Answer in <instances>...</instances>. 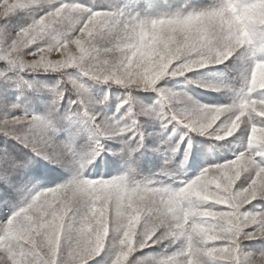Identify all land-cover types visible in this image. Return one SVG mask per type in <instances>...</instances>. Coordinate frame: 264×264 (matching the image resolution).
<instances>
[{
    "label": "snow or ice",
    "instance_id": "6c2138e0",
    "mask_svg": "<svg viewBox=\"0 0 264 264\" xmlns=\"http://www.w3.org/2000/svg\"><path fill=\"white\" fill-rule=\"evenodd\" d=\"M25 10L36 14L13 34L7 22ZM216 65L235 75L188 77ZM71 70L125 90L122 115L98 119L96 106L109 95L97 100ZM40 72L60 78L48 85L24 75ZM180 77L227 100L201 103L162 86ZM43 90L54 98L45 114L23 106L26 91ZM70 92L75 111L61 114ZM144 92L155 100L139 99ZM145 117L164 130L176 122L218 141L243 131L246 147L187 177L189 159L195 168L204 150L193 151L189 141L174 169L185 137L176 145L164 141L152 150L165 167L150 175L142 164L150 135ZM0 134L32 154L0 149V264H108L97 260L106 250L110 264H264V208H247L264 200V0H0ZM85 136L91 143L81 152ZM105 138L118 147L106 148ZM104 151L112 155L101 158ZM97 159L96 178L85 175Z\"/></svg>",
    "mask_w": 264,
    "mask_h": 264
},
{
    "label": "trees",
    "instance_id": "16d2710c",
    "mask_svg": "<svg viewBox=\"0 0 264 264\" xmlns=\"http://www.w3.org/2000/svg\"><path fill=\"white\" fill-rule=\"evenodd\" d=\"M89 4H96V5H102L104 0H86ZM139 2L143 4L147 3H158V4H163L165 3V0H139ZM168 3H172L173 0H167ZM163 9H157V11H161ZM36 13L32 10L31 13L23 15L26 17L27 16H32ZM42 14V13H40ZM23 16L21 17H16L13 18L11 23L12 24H17V21L21 22L22 19L24 18ZM231 63V62H229ZM218 69L219 71L222 72L223 76H215L211 75L210 81H218V80H223V79H232V77L235 75L233 72H231L226 65H218V68H215V70ZM75 73H79L77 70H74ZM26 77L30 78H35V79H43L45 82H51L52 84L56 83V81L60 78L59 74L57 73H35V74H24ZM87 78V77H86ZM90 79V78H88ZM176 79H169L166 82H163V86H165V83L169 84H175L177 82H180V86L182 87L181 90L184 92H187L191 96H193L196 100L200 101L201 103H207V104H218L225 102L227 100V97L224 93H219L211 90H201L200 87H196L194 84L190 82V80L187 77H180ZM193 79V78H192ZM91 81V80H89ZM101 85V93L108 94L109 99L107 102L102 106V111L105 112V114L109 117L118 119L122 113L123 109L118 111V106L121 105L124 95H125V90L118 88L116 86H113V88L109 89L106 84L100 83ZM167 87V86H166ZM186 91H185V90ZM44 95V94H43ZM26 96L29 97L30 105L28 109H38L40 114L46 112L47 108L49 105H51L53 101V96L45 90V96L44 98L40 99L36 94H32V92H27ZM137 96L139 99H143L144 96H151L152 100L154 101L156 98L155 93L151 92H144V93H137ZM32 98H38L36 102H33ZM75 99V94L74 93H68L61 106H60V112L61 114H66L71 107L73 111H75V107L72 105V100ZM152 101H149L148 103H151ZM125 108L127 105L124 106ZM97 109V108H96ZM98 110V109H97ZM42 112V113H41ZM43 115V114H42ZM146 121L145 123V130L147 133H150L148 136L147 140V146L145 149V154L142 157V164L147 162V165L145 167V171L147 174H155L161 172V170L165 167V157L156 151H153L152 149L156 146L161 144L164 141H167L171 145H176L180 140L181 137L184 138V142L180 144V150L179 152L176 153L173 164L170 166L174 169L179 168V166L182 164L185 158V152L188 148V143L191 141L193 145V151H195L196 148H202L203 154H197V162L195 168L192 167V161L189 159L188 161V166L183 169V172L186 174L187 177L194 176L197 174L202 167L207 166L209 163H221L226 159H233L235 158L234 154L237 152V147L235 146L236 143H233V138H229L228 140H231L232 143L228 144V147H222V145L227 144V141H218L214 137H205V136H199L194 133H188V130L185 129L182 125L177 124L176 122H173L167 130H164L159 121L155 120L150 117H145L142 118ZM187 133V135H186ZM67 132L62 133V136H66ZM0 145H4L5 149L13 152V153H20L25 156H32V154L29 152V149L24 146L23 143L18 142L16 139L5 136L3 134H0ZM80 151L85 152L89 149V145L91 141L89 140L88 137H83L80 140ZM104 145L106 148H110L113 145H116L118 147L117 140L115 138H105L104 139ZM112 155L111 151H104L102 153L101 158L107 157ZM35 159H39V157H34ZM115 159L116 157L113 156ZM99 160L97 159L94 163L89 164L87 169H85V175H90L92 178H96V168L95 164L98 163ZM47 167L51 168L54 165L49 164L47 161H42ZM150 168V171H149ZM59 172L62 173L61 179L66 178L69 175V172L64 169L60 168ZM115 174V173H114ZM59 180L51 181L50 183H58ZM168 182L171 183V179H168ZM247 183L246 177L242 178L241 181L239 182V185H245ZM43 186V185H42ZM249 211H257L260 210L261 208H264V200L258 199L256 201H253L252 204L247 206ZM246 243L248 244H257L259 243L258 241H247ZM160 249L157 247L155 249H144L142 252H137L134 254V257L137 256H142L145 253L148 252H153V251H159ZM97 260H107L108 264L111 262V255L109 254L108 250H106V253L103 254L101 257H98ZM91 264H96L95 261L91 262Z\"/></svg>",
    "mask_w": 264,
    "mask_h": 264
},
{
    "label": "rangeland",
    "instance_id": "374dc122",
    "mask_svg": "<svg viewBox=\"0 0 264 264\" xmlns=\"http://www.w3.org/2000/svg\"><path fill=\"white\" fill-rule=\"evenodd\" d=\"M121 2H124V0H121ZM32 10H25V11H21L19 12L17 15H14L12 17L9 18L8 20V27L9 29L11 30V32L13 34H15V32L19 31V29L21 27H24L26 26L28 23L31 22V17L32 16H29V15H26L27 16V20H26V17H24L23 15L25 14H28V13H31ZM35 13V12H34ZM40 14V13H39ZM23 16L24 18L22 19L21 22L17 21V24H12L11 21L13 18H16V17H21ZM35 47V46H33ZM215 68H218V65L216 66H210L208 68H205V69H201V70H197V71H194L192 73H189L188 74V77L190 78H193V79H200V80H205V81H210V78L211 75H215V76H223L222 75V72L219 71L218 69L215 70ZM72 72V78H76V79H79V80H82L83 82H85L88 86H90V90H91V93L92 95L97 99V100H102L103 97H104V93L102 92L101 93V85L100 83H97V82H93V81H89L90 79L86 78V77H82V74L80 73H75L74 70H71ZM26 77V76H25ZM26 79L28 80H33L35 78H30V77H26ZM176 79V78H174ZM173 79V80H174ZM35 80H38V81H41L45 84H48V85H54V83L52 84L51 82H45V80L43 79H35ZM180 80V78L178 79ZM213 80V79H212ZM211 80V81H212ZM167 81V80H166ZM165 81V82H166ZM164 82V81H163ZM163 82H162V86H163ZM181 82V81H180ZM180 82H177L176 85L173 83V84H169L168 82L165 83V86H167L168 88H171L173 90H177V91H183L181 90V86H180ZM201 90H207V89H204V88H200ZM15 91V89H13ZM185 90V89H184ZM186 91V90H185ZM27 92H32V94H36L40 99L44 98L43 96H45V90L37 93L35 91H26L25 92V95L22 97L21 99V103L23 104L24 107H26L28 109V107L30 105H28L30 103V100H29V97L26 96V93ZM184 92V91H183ZM187 93V92H186ZM219 93H223V92H219ZM44 94V95H43ZM16 95L19 96L20 93L17 91L16 92ZM190 95V94H189ZM193 97V96H192ZM227 97V96H226ZM16 99V96H13L12 97V100L15 101ZM96 108L98 109L99 113H100V116L98 117V119H104V118H112V117H108L104 111H102V106L101 105H97ZM29 110V109H28ZM38 109H30V111L32 112H35L37 114H40L38 111H36ZM42 113V112H41ZM44 114V113H42ZM41 114V115H42ZM237 136H239L240 138L237 139L236 137H231L233 138V143H236L235 146L237 147V152L234 154V156H236L240 151L244 150V148L246 147V137L243 135V131H241V133H238ZM229 139V138H228ZM0 141H1V138H0ZM227 141V140H226ZM0 149H5V146L4 145H0Z\"/></svg>",
    "mask_w": 264,
    "mask_h": 264
}]
</instances>
